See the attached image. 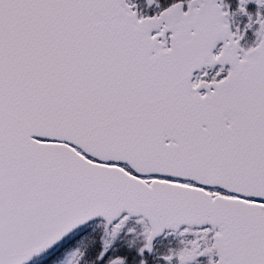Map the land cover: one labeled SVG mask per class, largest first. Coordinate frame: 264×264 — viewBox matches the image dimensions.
Here are the masks:
<instances>
[{
  "label": "snow or ice",
  "instance_id": "obj_1",
  "mask_svg": "<svg viewBox=\"0 0 264 264\" xmlns=\"http://www.w3.org/2000/svg\"><path fill=\"white\" fill-rule=\"evenodd\" d=\"M0 264H264V0H0Z\"/></svg>",
  "mask_w": 264,
  "mask_h": 264
}]
</instances>
